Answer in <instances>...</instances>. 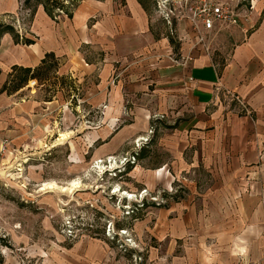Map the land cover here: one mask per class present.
I'll use <instances>...</instances> for the list:
<instances>
[{"label": "crops", "instance_id": "crops-1", "mask_svg": "<svg viewBox=\"0 0 264 264\" xmlns=\"http://www.w3.org/2000/svg\"><path fill=\"white\" fill-rule=\"evenodd\" d=\"M256 1L249 20L243 17L201 46H195L197 34L186 30L176 48L156 38L140 0H81L65 27L52 26L40 5L27 62L8 61L10 72L15 65L36 67L54 53L58 75L76 83L96 78L86 101L111 118L126 108V93L135 122L112 135L115 120L107 121L93 137L94 144L104 142L95 158H115L124 142L137 143L152 132L151 121H166L161 147L167 158L155 172L145 170L149 189L156 179L163 182L147 191L150 197L168 193L174 199L173 184L187 178L183 171L203 169L211 180L203 192L191 185L184 188L191 197L159 209L160 240L198 245L175 254L173 264H264V0ZM24 2L0 0V13L16 15ZM21 93L0 95V139L11 146L38 131L42 115L39 102L25 101ZM197 211L203 234L195 235Z\"/></svg>", "mask_w": 264, "mask_h": 264}, {"label": "rangeland", "instance_id": "rangeland-1", "mask_svg": "<svg viewBox=\"0 0 264 264\" xmlns=\"http://www.w3.org/2000/svg\"><path fill=\"white\" fill-rule=\"evenodd\" d=\"M60 1L72 9L81 0ZM143 1L156 38L166 39L176 48L179 35L194 28V13L206 0ZM217 1L228 4L241 18L253 17L258 8L256 0ZM22 5L16 15L0 13V21L13 26L20 39L16 47L10 34L2 41L0 86L9 72L8 61L27 62V52L35 43L33 23L40 5ZM50 21L54 27H65L66 16L57 15ZM25 39L33 43L25 45ZM10 52L16 56L9 55ZM74 82L76 92L67 82L65 85L54 79L49 83L53 89L50 92L48 85L34 81L21 91L19 97L25 101L39 102L42 115L35 122L38 131H33L23 145L12 144L10 153L0 164V264H173L175 254L189 248L196 251V243L160 240L157 223L159 209L168 206L164 202L176 203L192 196L184 188L193 185L200 193L206 189L211 183L206 172L183 171L187 178H179L181 183L173 184L172 194L177 190L174 199L168 193L160 200L151 198L147 191L162 188L163 182L156 179L155 187L149 189L144 181L148 174L145 170L155 172L167 158L161 147L166 121H151L152 132L147 131L145 138L140 136L137 143L133 142L135 138L124 142L115 158H95L97 149L104 144L102 140L94 144L96 132L112 119L115 120L109 132L112 135L134 124L135 115L130 114L133 104L124 92L122 102L126 108H119V114L111 118L104 108H94L86 101V92L97 82L96 78ZM49 99L52 104L46 102ZM146 143L143 148L142 144ZM74 182L80 185L70 190ZM48 183L66 187L67 191H42ZM117 189L129 191L134 197L125 198ZM198 215L197 211L196 226L191 228L195 235L203 234L197 226Z\"/></svg>", "mask_w": 264, "mask_h": 264}, {"label": "trees", "instance_id": "trees-1", "mask_svg": "<svg viewBox=\"0 0 264 264\" xmlns=\"http://www.w3.org/2000/svg\"><path fill=\"white\" fill-rule=\"evenodd\" d=\"M144 7L145 3L143 0H140ZM26 6H31L32 3H37L43 5L46 13L55 20L57 15H65L69 18L72 17L73 10L77 6L78 2L74 4L72 9H69L64 3L60 0H25ZM147 9V8H146ZM57 12L59 14H57ZM56 14V15H55ZM6 34L13 36L15 44H20L19 36L14 33L13 26L6 24L0 21V47L3 37ZM33 42L31 40L25 39V45H31ZM60 67L59 59L55 56L54 53H47L45 57L41 60L40 64L36 67H24L15 65L11 68L10 72L7 75V79L0 89L1 94H7L8 96H13L22 90H24L30 82H39L43 86H47V91L53 90L49 83L51 79H54L58 82H62L66 85L68 83L70 89L73 92L77 91L76 84L71 77L58 76V70ZM1 75V72H0ZM57 88L56 84L54 85ZM51 99L46 100L50 102Z\"/></svg>", "mask_w": 264, "mask_h": 264}, {"label": "built area", "instance_id": "built-area-1", "mask_svg": "<svg viewBox=\"0 0 264 264\" xmlns=\"http://www.w3.org/2000/svg\"><path fill=\"white\" fill-rule=\"evenodd\" d=\"M194 18L195 26L192 30L197 34L195 46L206 45L214 34L221 32L223 28L240 25L242 19L228 4L219 3L217 0L204 1L194 13ZM245 19L249 20V17ZM10 146L9 139H0V164L10 153ZM99 163L102 164V161Z\"/></svg>", "mask_w": 264, "mask_h": 264}, {"label": "bare ground", "instance_id": "bare-ground-1", "mask_svg": "<svg viewBox=\"0 0 264 264\" xmlns=\"http://www.w3.org/2000/svg\"><path fill=\"white\" fill-rule=\"evenodd\" d=\"M113 167V166H112ZM79 185H80V183L79 182H74V183H72V185H71V188H69L70 190H72V189H76L77 187H79ZM55 189H57V190H61V191H63V192H66L67 191V189H66V187H61V186H59V185H57V184H55V183H48V184H44L43 185V188H42V191H46V190H55ZM117 192H119L123 197H125V198H133L134 196L132 195V194H130V193H127V192H122L121 190H116Z\"/></svg>", "mask_w": 264, "mask_h": 264}]
</instances>
